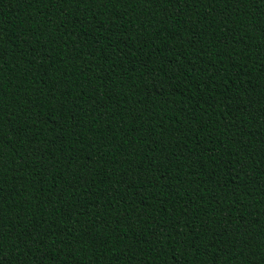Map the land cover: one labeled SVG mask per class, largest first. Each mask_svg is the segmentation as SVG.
<instances>
[{
	"label": "trees",
	"instance_id": "16d2710c",
	"mask_svg": "<svg viewBox=\"0 0 264 264\" xmlns=\"http://www.w3.org/2000/svg\"><path fill=\"white\" fill-rule=\"evenodd\" d=\"M0 264H264V0H0Z\"/></svg>",
	"mask_w": 264,
	"mask_h": 264
}]
</instances>
